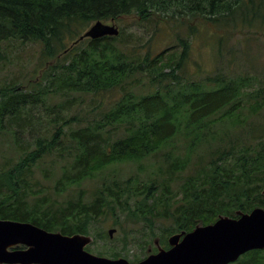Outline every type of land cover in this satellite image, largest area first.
<instances>
[{
    "label": "trees",
    "instance_id": "trees-1",
    "mask_svg": "<svg viewBox=\"0 0 264 264\" xmlns=\"http://www.w3.org/2000/svg\"><path fill=\"white\" fill-rule=\"evenodd\" d=\"M128 16L155 27L169 23L176 43L154 53L138 51L134 34L123 27L117 36L75 43L90 23ZM198 24L252 34L264 27V0H0V56L15 42L40 47L34 77L27 79L33 85L0 84V133L12 135L18 151L0 168V219L65 235L94 230L85 248L100 239L105 242L95 253L119 258L134 241L153 243L156 228L160 246L168 248L174 233L219 215L264 208V76L221 70L192 76L189 37L201 32ZM68 39L74 41L70 47ZM120 90L109 103L100 99L88 116L65 114L87 96L94 103ZM40 106L57 111L48 135L39 119L31 122ZM27 127L35 134L32 146L17 135ZM163 151L142 177H114L88 193L81 189L109 167L140 164ZM45 160L58 167L56 198L30 181L33 167ZM107 221L121 232L120 248L106 244L115 241L104 228ZM163 221L169 225L158 227ZM130 225L147 233L135 238ZM245 254L237 264H251L247 254L264 264V249Z\"/></svg>",
    "mask_w": 264,
    "mask_h": 264
},
{
    "label": "rangeland",
    "instance_id": "rangeland-1",
    "mask_svg": "<svg viewBox=\"0 0 264 264\" xmlns=\"http://www.w3.org/2000/svg\"><path fill=\"white\" fill-rule=\"evenodd\" d=\"M102 22L114 24L118 29L123 27L126 33L132 32L136 38L135 41L138 45V51L150 50L154 53L176 43V38L172 35L173 31L169 23L164 24L163 26L159 24L155 27L152 22L137 23L136 19H132L130 16L125 17L120 21L103 20ZM92 23H90L89 26ZM198 25V29L200 27L201 32L197 33L196 36L192 35L189 37V59L186 65L192 76L196 77L202 73H212L216 70L229 73L252 74L257 75L258 77L264 76V27L251 34L243 29L232 30L230 28L229 31H225L223 29H216L207 24H203V27H201L200 24ZM88 27L83 28L81 32H84ZM185 35H189V33L183 31L182 36ZM219 36H221L220 40L218 38ZM73 42L72 39H68L66 44L70 47ZM39 48V45L20 47L19 43H13L11 47L12 51H6L0 56V84L20 82L22 85H33V81L27 82V79L34 77L33 68L37 67L39 64ZM120 94L121 90L119 92L113 91L106 93L102 96L103 98L95 97L97 99L94 103L91 102V97L87 96L82 102H76L74 107L65 112V114L67 116L74 114L81 117H84L85 115L88 116L90 108L94 104H97L100 99L105 103H109L117 96H120ZM53 103L54 102L52 101L46 102L47 105H52ZM102 106H104V103H101V107ZM94 111H98V109ZM56 112L57 111L45 110L43 106L33 108L31 112L33 115L31 122H35L39 119L43 125L47 126L46 129L41 128L42 133L48 135L53 131V127L48 126L47 123L48 121L50 122V118H53L56 115ZM71 127H77V124H73ZM69 129L70 128L65 127L66 132H68ZM30 130L31 129L27 127L22 132H18L17 135L22 141H25L26 144L32 146L35 134L30 133ZM61 139L63 143H67L69 140L68 137L64 135L61 136ZM164 152L165 151L159 154L156 153L151 156L150 159L140 162V164L146 168L145 172L141 170L138 162H124L109 167L103 172L97 173L94 178L84 181L81 185V189L88 193L102 181H107L114 177L118 180H123L126 177L135 174L142 177L147 171L153 169L152 165L157 164L155 161L158 160ZM17 157L18 151L13 144L12 135L10 136L5 132L0 133V168L7 163L8 158L16 160ZM50 170L54 171L55 175H51L49 172ZM57 174V166L53 164L49 166V162L46 160L42 162L40 161L33 167L30 181L36 185V189L42 190L44 194L48 195L50 198H56L58 197V194L55 193L54 180ZM67 193L68 191L63 194ZM110 224L111 221H107L104 223V228L107 232L110 228L116 229L115 232H113L112 237L109 238V240H112L115 236V241H108L106 244L118 246L120 248L121 241L118 237L121 236V232ZM98 225L101 224L96 223L95 226ZM167 225H169V222L163 221L162 225L158 224V227L162 228ZM127 229L135 238H140L141 230L147 233L146 229H142L141 225H130ZM93 232L94 230L89 235L91 238L93 237ZM155 232L159 238L160 229L156 228ZM157 237L152 238L153 243L146 242L144 245L140 244L138 241L132 242L125 250H121L122 253L120 257L127 259L129 262H133L132 260L135 257L141 259L148 254L149 249L152 251L153 247L160 245V238L158 240ZM103 242L105 241L97 239L95 244L90 245L88 251L96 254L95 250L100 248V245L104 244ZM244 255L246 254L241 255L235 262L229 264H237V262L240 261V258ZM247 258L251 261V264H257L252 262V255L247 254Z\"/></svg>",
    "mask_w": 264,
    "mask_h": 264
},
{
    "label": "water",
    "instance_id": "water-1",
    "mask_svg": "<svg viewBox=\"0 0 264 264\" xmlns=\"http://www.w3.org/2000/svg\"><path fill=\"white\" fill-rule=\"evenodd\" d=\"M118 34L116 25L96 20L75 43ZM236 214L219 215L213 223L174 233L167 238L168 248L158 245L157 251L149 249L135 262L91 253L85 248L92 241L89 235H65L30 222L0 219V264H229L247 251L264 249V208ZM113 232L115 228L108 230L110 237Z\"/></svg>",
    "mask_w": 264,
    "mask_h": 264
},
{
    "label": "bare ground",
    "instance_id": "bare-ground-1",
    "mask_svg": "<svg viewBox=\"0 0 264 264\" xmlns=\"http://www.w3.org/2000/svg\"><path fill=\"white\" fill-rule=\"evenodd\" d=\"M16 246H17V245H16ZM16 246H15V247H16ZM21 246H23V245H21ZM15 247H14V248H15ZM23 247H24V246H23ZM254 250H255V249H254ZM250 251H251V250H250ZM247 252H248V251H247ZM244 254H245V253H244Z\"/></svg>",
    "mask_w": 264,
    "mask_h": 264
}]
</instances>
